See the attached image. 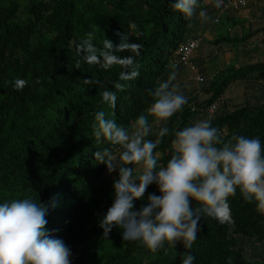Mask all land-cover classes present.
Here are the masks:
<instances>
[{
    "label": "trees",
    "instance_id": "obj_1",
    "mask_svg": "<svg viewBox=\"0 0 264 264\" xmlns=\"http://www.w3.org/2000/svg\"><path fill=\"white\" fill-rule=\"evenodd\" d=\"M171 4L172 0H0V203L24 197L47 203L45 227L71 248L72 264H182L188 252L195 256L194 264H264V211L239 190L229 198L235 223L202 218L190 250L177 243L175 251L166 245L153 253L139 242L124 241L121 229L113 228L104 238L99 226L113 202L118 174H109L94 160L95 151L107 146L93 135L95 113L104 110L130 126L146 114L153 89L174 65L178 80L184 76L195 82L198 73L203 81L197 88L180 83L189 101L168 122L172 134L158 149L164 162L175 130L198 115L191 112L198 106L191 104L203 97L206 110L237 84L248 91L246 99L238 100L233 109L222 105L211 117L212 124L225 140L246 135L264 141V60L228 62L210 70V64L219 65L230 52L252 55L246 44L264 28H243L231 18L236 13L214 23L217 13L233 10L224 8L225 0L220 9L212 0H200L212 18L206 22L185 18ZM223 26L225 32H217ZM89 31L96 33L98 46L103 37L118 45L123 33L129 42L143 44L137 58L140 76L122 82L120 66L103 70L84 63L77 68L76 47ZM209 32L215 38H209ZM187 39L206 44L190 56L191 66L174 63L175 51ZM18 77L29 82L20 91L12 83ZM88 79L93 83H86ZM117 83L128 87L118 90ZM105 88L117 92L114 109L102 102ZM151 193L159 194L155 185L149 186L145 199ZM143 203L138 200L135 207Z\"/></svg>",
    "mask_w": 264,
    "mask_h": 264
},
{
    "label": "clouds",
    "instance_id": "obj_2",
    "mask_svg": "<svg viewBox=\"0 0 264 264\" xmlns=\"http://www.w3.org/2000/svg\"><path fill=\"white\" fill-rule=\"evenodd\" d=\"M212 2L217 9L224 5V0ZM250 4L251 0H248L245 8L217 13L214 23L248 9ZM171 6L188 19L198 17L202 22L212 19L208 10L200 7V0H172ZM96 38V33L89 31L77 44V68L84 63L103 70L120 66L119 80L122 82L140 76L137 58L141 56L143 44L129 42L124 33L115 46L105 37L102 46H98ZM263 40L264 34L250 38L246 50L264 48ZM187 41L175 51L178 60L174 63H183L178 50ZM204 45L199 44L192 54L201 51ZM123 52L131 55H120ZM185 64L191 66L189 60ZM176 69L174 65L168 78L158 82L146 114H140L130 126L118 123L104 110L95 113L93 125L96 141L107 144L95 151V162L103 164L109 174H118L112 185L113 202L99 224L103 237L107 238L113 228L121 229L124 241L139 242L153 253L166 245L175 248L177 243L192 249L199 236L202 218L234 224L229 198L235 196L237 190L246 201L264 211V141L259 136L246 135L225 140L222 130L212 124L211 117L218 108L225 105V108L233 109L238 106V100H244L242 90L241 94H233L234 86L228 90L232 102L229 95L222 94L207 111L202 110L203 97L191 104L201 110L192 108L191 112L198 113L194 122L175 130L170 141V156L163 161V153L158 149L164 138L172 134L168 122L182 112L189 101L180 83L186 81L189 87L197 88L202 86L197 83L203 81L198 73L194 75L195 82L184 76V80H178ZM216 71L218 69L214 74ZM85 82L93 83L91 79ZM12 83L20 91L29 82L18 77ZM115 87L122 91L128 84L117 83ZM116 101L117 92L105 88L102 102L114 109ZM153 136L155 139L150 138ZM150 185H155L159 194L151 193L145 199ZM138 200L144 201L139 209L135 207ZM48 211L47 203L31 197L0 203V264H72L71 248L45 227ZM195 259L188 252L182 264H194Z\"/></svg>",
    "mask_w": 264,
    "mask_h": 264
},
{
    "label": "crops",
    "instance_id": "obj_3",
    "mask_svg": "<svg viewBox=\"0 0 264 264\" xmlns=\"http://www.w3.org/2000/svg\"><path fill=\"white\" fill-rule=\"evenodd\" d=\"M261 15L263 16V20H264V0H251L250 7L248 9L243 10L236 15H233V17H231V18L236 19L243 28H251L252 30H256L259 28H264V21H262V22L260 21ZM228 18L229 17L223 18V20L228 21ZM235 28H241V27L236 26ZM262 32L264 34V30H262ZM253 35H251L252 38L255 37V35L254 36ZM210 37L215 38V34L209 32V38ZM263 43H264V40H263ZM263 60H264V48L257 47V49L252 51V55H249L246 52H245V54H243V53H237L236 54L235 52H230L227 56L224 55V58L221 57L220 60H218V61H219V66L223 65V67H225V65L223 63L231 62V64L233 65L234 62H236V61H239V62H242V61L245 62L246 61V62L250 63V61L254 62V61H263ZM238 86H240V85H238V84L235 85L233 88V91ZM241 90L243 92L244 98L246 99V96H247L246 94L248 93V91L244 92V90L241 88L239 93L241 92ZM234 94H238L237 91Z\"/></svg>",
    "mask_w": 264,
    "mask_h": 264
},
{
    "label": "built area",
    "instance_id": "obj_4",
    "mask_svg": "<svg viewBox=\"0 0 264 264\" xmlns=\"http://www.w3.org/2000/svg\"><path fill=\"white\" fill-rule=\"evenodd\" d=\"M248 0H225V9H242L247 6ZM217 23V20L215 21ZM198 47L197 42H186L185 44L181 45L178 54L180 56V61L183 63H188V60L193 53V51Z\"/></svg>",
    "mask_w": 264,
    "mask_h": 264
},
{
    "label": "rangeland",
    "instance_id": "obj_5",
    "mask_svg": "<svg viewBox=\"0 0 264 264\" xmlns=\"http://www.w3.org/2000/svg\"><path fill=\"white\" fill-rule=\"evenodd\" d=\"M215 26L217 25V24H214ZM225 30H226V26H223L221 29H219V30H217V32H219V33H224L225 32ZM216 67H218V65H216L215 63H212V64H210V68H211V70H213V69H215ZM241 86V85H240ZM240 86H238V87H236L235 88V90H234V92H233V94L237 91V93H239V91H240V89H241V87ZM240 94H241V92H240ZM229 96H230V100H231V102L233 101L232 100V95L231 94H229ZM239 96V95H238ZM237 96V97H238ZM176 247V246H175ZM173 248V247H172ZM174 251H175V248H174Z\"/></svg>",
    "mask_w": 264,
    "mask_h": 264
}]
</instances>
